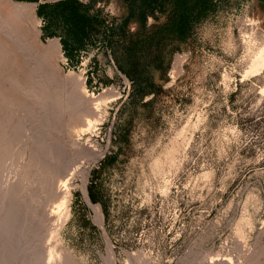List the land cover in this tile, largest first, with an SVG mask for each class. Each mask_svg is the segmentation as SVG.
Listing matches in <instances>:
<instances>
[{
    "label": "rangeland",
    "instance_id": "374dc122",
    "mask_svg": "<svg viewBox=\"0 0 264 264\" xmlns=\"http://www.w3.org/2000/svg\"><path fill=\"white\" fill-rule=\"evenodd\" d=\"M80 1L105 25L70 33L1 1L0 34L30 52L22 72L0 44V114L21 156L45 146L68 203L56 222L23 190L0 264H264V68L248 70L264 0L183 18L174 0Z\"/></svg>",
    "mask_w": 264,
    "mask_h": 264
},
{
    "label": "bare ground",
    "instance_id": "6f19581e",
    "mask_svg": "<svg viewBox=\"0 0 264 264\" xmlns=\"http://www.w3.org/2000/svg\"><path fill=\"white\" fill-rule=\"evenodd\" d=\"M1 1L0 0V13L1 16L3 17V21H7L4 12L2 11L1 8ZM24 4V3H22ZM29 5V4H27ZM32 5V4H31ZM20 12V11H19ZM0 16V17H1ZM2 19V18H1ZM19 22H22L19 21ZM21 26H23L22 23H20ZM19 25V24H18ZM5 31V30H4ZM14 31H9L11 33L15 32ZM37 34V31H35ZM10 35V34H9ZM8 34H6V32L4 34H0V44L4 47V57L7 58L8 62H10V65H13L15 68L18 67L20 70L23 71V69L25 70V62L26 60L24 59L23 54H25L27 51V49H29L27 47L24 48L23 47V43H21L23 41L20 40L19 38H13L14 40L11 39V37ZM21 36V35H20ZM25 39V38H24ZM54 41H56V43H59V40L56 38H52ZM27 41H25L24 43H26ZM53 42V41H52ZM50 45V42L48 43ZM1 46V49H3ZM35 47V46H34ZM56 47V46H55ZM54 47V48H55ZM60 48V46H59ZM51 49V48H50ZM52 50V49H51ZM45 51V50H44ZM3 52V51H1ZM30 52V51H29ZM61 55V54H60ZM63 57V55H61ZM3 57V58H4ZM26 57V56H25ZM9 64V63H8ZM1 66V65H0ZM8 67V65H7ZM5 67V68H7ZM9 68V67H8ZM13 68V69H15ZM262 68H264V42L263 44H261L260 47H258L257 51H255V54L253 55V57L251 58V62H250V67L248 70H250L249 72L251 74H256L258 73ZM3 70V69H2ZM6 70V74H8L7 70ZM17 70V69H15ZM247 70V71H248ZM10 71V69H9ZM246 71V72H247ZM248 72V73H249ZM4 73V70H3ZM1 73V74H3ZM15 73V71H14ZM70 73V72H69ZM10 74V72H9ZM11 74L13 75V72L11 71ZM19 74V73H18ZM246 74V73H245ZM15 75V74H14ZM18 77V76H17ZM21 76H19L20 78ZM18 78H15L14 81H16ZM26 79V78H25ZM20 80V79H18ZM83 80V79H82ZM4 81V80H3ZM6 82V81H5ZM11 82V81H10ZM1 83V81H0ZM4 83V82H3ZM2 85H0L1 87ZM3 94V93H2ZM13 94L10 95L9 92V96H12ZM25 95H23L24 97ZM16 99V98H15ZM20 99V98H19ZM18 99V100H19ZM26 99V98H25ZM3 100V99H2ZM1 100V101H2ZM17 100V101H18ZM21 101V100H20ZM7 102V101H6ZM4 104V103H3ZM2 103H0V112L1 110L4 108L2 105ZM20 104V102H19ZM9 106V105H8ZM17 107V105H14ZM30 106V105H27ZM3 107V108H2ZM23 107V106H22ZM26 107V106H24ZM2 108V109H1ZM7 109H9L7 107ZM28 109V108H26ZM10 110V109H9ZM18 111V110H17ZM4 112V111H3ZM2 112V113H3ZM13 112V111H12ZM53 112V111H52ZM7 113V110H6ZM54 115V114H51ZM7 116V115H6ZM4 115L0 114V244L1 246L3 245V243L5 242L4 239H6L8 237V228L6 226V223H8L9 221H11L13 218H15L13 216L16 215L17 210H20L19 208L16 207L17 203H19V196L21 197V192L24 191H29L31 192L30 195V199L29 202H31V206L35 209L36 207H38V204L41 206H44V209L46 211L50 210L52 212H54L55 215V221L56 222H60L59 220L61 219L62 216V212L63 210L66 208L67 205V198L68 196L65 194L66 191L65 189H67V186L64 187V185H60L61 187L59 189H55V183L57 182V180L55 179V176L53 174V166L55 165H50L51 162L49 159H47L46 156L47 154L45 153L47 151V149L45 150V146L42 144L41 146L37 147L33 152L29 153L27 156H25V158L23 156H21L22 154L19 152L20 150L22 151V149L19 148L14 145V143L18 140L16 139V141H13L15 139L14 134L17 133L16 130L18 129L16 126H14V118H12L10 115L9 117H6ZM17 116V115H16ZM50 116V115H49ZM11 117V118H10ZM34 117V116H33ZM55 117V116H54ZM52 119V118H51ZM98 119V118H97ZM7 120H10L11 122H7ZM32 120V119H31ZM38 121V120H37ZM23 122V121H22ZM19 123V122H18ZM28 123H32V122H28ZM97 123V120H96ZM23 124V123H22ZM17 125V123H16ZM12 126V128H11ZM14 126V127H13ZM20 126V125H17ZM31 127V125H29ZM34 126V125H33ZM28 127V126H27ZM42 127V126H41ZM40 127V128H41ZM89 132H90V128L93 129L94 127V123L89 122ZM96 127V126H95ZM39 128V127H38ZM59 129V128H58ZM13 130V131H12ZM21 130V128H20ZM93 131V130H92ZM15 132V133H14ZM45 132V131H44ZM47 132V131H46ZM22 133V131L20 132ZM36 133V132H35ZM42 133V132H41ZM60 133V132H59ZM58 133V134H59ZM32 134V132L30 133ZM39 134V133H38ZM52 134V133H51ZM75 134V133H74ZM73 134V135H74ZM44 135V134H43ZM77 135V134H76ZM28 136V135H27ZM34 136V135H33ZM36 136V135H35ZM47 136V134H46ZM69 136V135H68ZM68 136L66 138H68ZM72 136V134H71ZM39 136H37L38 139ZM60 137V136H59ZM29 138V137H28ZM27 138V139H28ZM42 138V136H41ZM44 138V137H43ZM42 138V140H43ZM46 138V137H45ZM73 138V136H72ZM34 139V138H33ZM36 139V140H37ZM47 139V138H46ZM52 139V138H51ZM69 139V138H68ZM68 139H65L68 140ZM71 139V137H70ZM35 140V139H34ZM59 140V139H58ZM13 141V143H12ZM32 141V140H31ZM10 142V143H8ZM29 142V141H28ZM46 142V141H45ZM69 142V141H67ZM12 143V145H11ZM24 143V142H23ZM31 143V142H30ZM29 143V144H30ZM34 142H32L33 144ZM16 144H19L18 142ZM22 144V143H20ZM56 145V144H55ZM15 146V147H14ZM36 146V145H35ZM58 146V145H57ZM26 147V146H25ZM24 147V148H25ZM49 147V145H48ZM74 147V146H73ZM57 148V147H56ZM78 148V147H77ZM20 149V150H18ZM27 149V148H25ZM32 149V148H31ZM39 149V151L37 150ZM51 149V148H49ZM55 149V148H54ZM70 149V148H69ZM24 150V149H23ZM52 150V149H51ZM58 151V150H56ZM79 151V150H78ZM23 152V151H22ZM52 151H50V154H53L55 152V150H53V153H51ZM58 152H62V151H58ZM26 153V152H25ZM77 153V152H76ZM21 154V155H20ZM56 154L58 155V153L56 152ZM45 155V156H44ZM54 157V156H53ZM57 158V157H56ZM55 158V159H56ZM23 162H21L22 160ZM58 159V158H57ZM11 166H8L9 171L8 172H12L13 178L11 176V179H6V168L5 166L10 164ZM57 164V163H56ZM61 163L59 162V165ZM11 167V169H10ZM55 167V166H54ZM66 170V169H65ZM52 175V176H51ZM8 176V175H7ZM10 176V174H9ZM24 178V180L26 179V181L24 182L22 179ZM35 179V180H34ZM55 179V180H54ZM34 180V181H33ZM30 182H36V184H38L36 187H31L29 183ZM28 182V183H27ZM33 183V185H34ZM58 184V183H57ZM29 187V188H28ZM33 188V191L31 190ZM54 188V189H53ZM28 202V201H27ZM28 202V203H29ZM21 203V202H20ZM27 203V204H28ZM24 204V203H23ZM30 204V203H29ZM15 205V206H14ZM21 206V205H20ZM30 206V207H31ZM16 207V208H15ZM29 207V206H28ZM27 208V207H26ZM33 208H31V210H33ZM30 210V209H29ZM30 210V211H31ZM36 210V209H35ZM15 211V212H14ZM22 211V210H21ZM34 211V210H33ZM37 211V210H36ZM35 212V211H34ZM33 212V213H34ZM68 212V211H67ZM66 212V213H67ZM18 214V213H17ZM32 214V212H31ZM63 218V217H62ZM65 219V218H64ZM62 221H65V220ZM33 221V217H31V219ZM62 223V222H61ZM40 224V223H39ZM41 225V224H40ZM40 227V226H38ZM37 227V229H38ZM8 241V239H6ZM20 243H17L16 245L19 246ZM13 245V244H12ZM18 249L16 251V254L18 253ZM253 253V252H252ZM254 254V253H253ZM61 257L63 258V255L60 256L59 260L61 259ZM65 258L66 255H64ZM63 260V259H62ZM58 261V260H57ZM61 261V260H60ZM65 262V260H63ZM5 262V261H4ZM61 263V262H60ZM59 263V264H60Z\"/></svg>",
    "mask_w": 264,
    "mask_h": 264
},
{
    "label": "trees",
    "instance_id": "16d2710c",
    "mask_svg": "<svg viewBox=\"0 0 264 264\" xmlns=\"http://www.w3.org/2000/svg\"><path fill=\"white\" fill-rule=\"evenodd\" d=\"M174 2L176 12L182 18L199 10L207 11L212 8V0H174ZM89 8V6H84L77 0H59L45 14L41 12L40 6L38 11L41 15L46 16L49 22L53 20V17H57L56 14L59 15V19H62L68 32L81 35L88 33L92 25L96 27L105 25L101 13H98L97 10L95 13H90ZM89 195L92 200H95L92 194Z\"/></svg>",
    "mask_w": 264,
    "mask_h": 264
},
{
    "label": "crops",
    "instance_id": "0c3cea01",
    "mask_svg": "<svg viewBox=\"0 0 264 264\" xmlns=\"http://www.w3.org/2000/svg\"><path fill=\"white\" fill-rule=\"evenodd\" d=\"M32 1H34V2L37 4V8L40 6V10H41V12H42L43 14H45L46 11H47L48 9H50V8L54 5V3L57 2V1H59V0L54 1V2H48V1H46V0H32ZM77 1H78L80 4L84 5V4L82 3V1H80V0H77ZM84 6H87V5H84ZM88 11L91 12V11H92V8H89ZM42 16H44V15H42Z\"/></svg>",
    "mask_w": 264,
    "mask_h": 264
}]
</instances>
